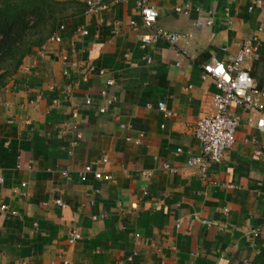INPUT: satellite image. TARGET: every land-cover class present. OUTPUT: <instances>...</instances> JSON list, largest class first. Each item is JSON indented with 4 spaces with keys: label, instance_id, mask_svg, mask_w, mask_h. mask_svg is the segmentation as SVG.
Listing matches in <instances>:
<instances>
[{
    "label": "crops",
    "instance_id": "0c3cea01",
    "mask_svg": "<svg viewBox=\"0 0 264 264\" xmlns=\"http://www.w3.org/2000/svg\"><path fill=\"white\" fill-rule=\"evenodd\" d=\"M52 1L61 41L53 31L0 87V264H250L264 246L259 113L231 106L236 142L206 177L189 159L217 90L205 63H229L259 32L252 76L264 90V0H149L152 28L184 37L146 50L151 27L134 1L93 12L90 0ZM186 2L188 15L174 11ZM87 164L103 177L82 181Z\"/></svg>",
    "mask_w": 264,
    "mask_h": 264
},
{
    "label": "built area",
    "instance_id": "2783aa9c",
    "mask_svg": "<svg viewBox=\"0 0 264 264\" xmlns=\"http://www.w3.org/2000/svg\"><path fill=\"white\" fill-rule=\"evenodd\" d=\"M118 0H115V2ZM130 1V0H122ZM135 2L139 9L145 26L151 27L149 33L141 36V48L148 49L149 46L156 43L159 40L167 41L170 45H176L184 35L170 31L163 27L152 28V25L156 23L159 12L154 7L149 5V0H132ZM107 8V4L103 0H90L88 2L89 11H99ZM193 7L190 2H186L183 5L176 6L174 11L178 14L188 15L192 11ZM212 21L197 20L194 23L196 28L202 26H209ZM136 28V24L132 23ZM64 30L65 26L61 25L58 30L54 31L52 38L56 42L61 41V35L59 30ZM261 29H259L260 31ZM83 35H88V30L82 29ZM259 32L253 34L250 38L243 42L241 49L227 64L222 63L217 57H212L210 61L203 65L205 75L212 77L215 80L216 91L211 97L208 104V108L203 115L198 119L194 126V134L199 142V152L192 155L189 159V164L194 167H198L203 177H206L209 165L211 162H221L224 158L225 152L231 148L236 142V133L240 125V117L231 111V106L237 104L243 106L251 112H258L256 127L260 131H264V111L262 105L264 103V90L257 86L253 76L252 63L259 59L260 54L256 51V46L259 42ZM43 54V52H42ZM148 62L151 61V57H148ZM67 57L64 56L63 61L66 62ZM25 70H29V67H25ZM68 74V70L64 72ZM108 84H113V80H108ZM103 96H106V90L102 91ZM115 98L108 99V104L113 103ZM86 103L90 105L92 100L86 99ZM159 109L164 112L166 117L172 115L168 110L164 101L158 102ZM106 108H101L100 112H105ZM78 113L75 112L73 117L76 118ZM77 127V125H75ZM78 139L81 138V133H78ZM181 152V150H179ZM72 153V151H70ZM104 162L107 158L103 159ZM166 168L174 170L169 164L165 165ZM93 173L95 178H102L103 175L93 170L92 164L85 165L82 173L81 180L86 181L88 174ZM142 175L149 177L150 174L143 172ZM105 179H110L111 175H105ZM2 180V178H1ZM26 183H23L25 186ZM147 194V192H145ZM60 205L64 204L61 200H57ZM132 207L136 209L137 203H133ZM8 209L7 205H1L0 211L4 212ZM16 214L15 211H12ZM77 237L74 231L71 234L70 241L74 242ZM132 259V258H130ZM26 264V263H23ZM51 264H57L55 262ZM62 264H69L68 261H63Z\"/></svg>",
    "mask_w": 264,
    "mask_h": 264
},
{
    "label": "trees",
    "instance_id": "16d2710c",
    "mask_svg": "<svg viewBox=\"0 0 264 264\" xmlns=\"http://www.w3.org/2000/svg\"><path fill=\"white\" fill-rule=\"evenodd\" d=\"M58 10L52 0H0V87L42 44L33 41L35 31L50 21V34L57 28ZM250 264H264V246Z\"/></svg>",
    "mask_w": 264,
    "mask_h": 264
},
{
    "label": "rangeland",
    "instance_id": "374dc122",
    "mask_svg": "<svg viewBox=\"0 0 264 264\" xmlns=\"http://www.w3.org/2000/svg\"><path fill=\"white\" fill-rule=\"evenodd\" d=\"M60 9H62V6H60ZM59 12H60V10H58L57 14ZM52 24L53 23L50 21L48 24H44L38 30H36L35 34L33 36V41L34 42H42V44L40 46L44 45V43L47 41V39L50 38V32L49 31L51 30Z\"/></svg>",
    "mask_w": 264,
    "mask_h": 264
}]
</instances>
